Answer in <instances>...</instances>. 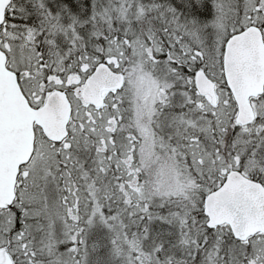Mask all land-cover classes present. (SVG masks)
I'll use <instances>...</instances> for the list:
<instances>
[{"label": "snow or ice", "instance_id": "obj_1", "mask_svg": "<svg viewBox=\"0 0 264 264\" xmlns=\"http://www.w3.org/2000/svg\"><path fill=\"white\" fill-rule=\"evenodd\" d=\"M0 264H264V0H0Z\"/></svg>", "mask_w": 264, "mask_h": 264}]
</instances>
